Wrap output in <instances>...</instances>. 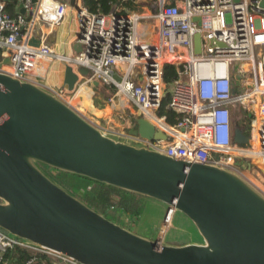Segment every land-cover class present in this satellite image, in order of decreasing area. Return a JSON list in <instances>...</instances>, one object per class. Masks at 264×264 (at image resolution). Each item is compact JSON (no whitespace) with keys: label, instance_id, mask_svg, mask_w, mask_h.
Listing matches in <instances>:
<instances>
[{"label":"built area","instance_id":"2783aa9c","mask_svg":"<svg viewBox=\"0 0 264 264\" xmlns=\"http://www.w3.org/2000/svg\"><path fill=\"white\" fill-rule=\"evenodd\" d=\"M126 1L118 0L110 11L103 12L87 10L81 0H74L79 7L73 3L78 26L74 44L81 48L65 55L54 50L48 36L62 23L68 0H0V63L7 60L1 63L0 72L47 89L72 109L70 100L84 84L97 81L112 86L113 94L127 99L151 126L166 135V140L122 139L118 131L102 133L185 164L222 167L247 181L240 173L253 169V164L238 163L251 159L264 166L261 0H152L147 15L122 9L120 4ZM145 18L151 21L154 35L142 34ZM31 39L37 45L29 44ZM52 61L85 68L88 75L78 76L81 80L72 91L49 87L44 79ZM165 62L173 63L176 71V78L165 86L168 97L164 108L171 112V122L156 113L165 93L161 80ZM233 115L243 134L240 144L232 140ZM248 126L250 136L246 135ZM172 213L170 207L163 215L159 235ZM15 248L45 253L53 257L52 264H78L0 230V264H13L5 254ZM34 259L31 256L22 264H32Z\"/></svg>","mask_w":264,"mask_h":264},{"label":"water","instance_id":"95a60500","mask_svg":"<svg viewBox=\"0 0 264 264\" xmlns=\"http://www.w3.org/2000/svg\"><path fill=\"white\" fill-rule=\"evenodd\" d=\"M194 46L197 53V34ZM62 64V86L72 91L88 70ZM148 126L144 139L166 140ZM45 168L159 201L164 215L170 207L183 214L201 243H165L159 229L155 237L139 235ZM0 230L78 264H264V195L231 170L114 139L47 89L0 72Z\"/></svg>","mask_w":264,"mask_h":264},{"label":"rangeland","instance_id":"374dc122","mask_svg":"<svg viewBox=\"0 0 264 264\" xmlns=\"http://www.w3.org/2000/svg\"><path fill=\"white\" fill-rule=\"evenodd\" d=\"M151 2H152V0H136L133 4V7H131L130 9L133 11H136L138 14L147 15V12L149 11V5L151 4ZM120 7L124 10L127 9V7L124 6L123 4H120ZM143 22H144L145 26H143V28H142V30H143L142 34L151 33L152 35H154L155 33H154L153 28H152L151 21L149 19L145 18L143 20ZM73 28H74L73 25L68 26L67 23H63V25L61 26V29H63L65 33H67V32L72 33ZM70 53H71V51H70ZM100 85L98 88H94V89L92 88L93 92L95 93L94 97L98 100V102L100 101V98H105L109 94H111V90L108 86H104L102 84H100ZM94 97L92 98V100L95 99ZM70 103H71V106L73 108H75V110L77 112H79L82 116H84L88 120L94 122V124H95V121H94L95 115H93L91 113V111L87 110L85 105H83V103H85V102H83L81 104L76 98H73L72 100H70ZM122 109L124 110L125 108H122ZM131 110H134L133 107H131ZM135 113L139 114L136 111H135ZM136 114H134V112H133L131 117L133 119L137 118ZM112 116H114L117 123H120V125H121V126H119V125L113 124L112 126L122 127L124 124L123 120L119 119L118 115L115 112L112 114ZM231 119H232L231 126H232V128L235 127L234 128V139L240 141L243 138V134L240 133V131L236 128V126L238 125V118L236 115H233ZM136 121H137V123H140L138 120H136ZM146 132H148V130H146ZM251 133L252 132H251V130H249V126H248L246 135L250 136ZM248 146H249V143H248ZM245 162H250L251 164H253V169L252 168L251 169L249 168L248 170L242 169L243 173L241 171L240 174L245 176L247 181L252 186H254L260 193H262L264 195V166H263V164L262 163L259 164V163L255 162V160L244 159L243 163H240V164L238 163V166L245 164ZM63 179L68 185L72 184L71 188H72V190H74V192H75L74 194L76 196H79L80 194L84 193V190L77 189L76 185H77L78 181L74 180V178L65 177ZM93 187H94L93 183L85 182V188H90V190H92ZM137 205H139L138 216H137V214H135V215L121 214V213H123L122 211L115 210V209H114V211L108 212L110 214H108L107 216L112 218V220H114L115 222L124 226L125 228H128V229L136 232L139 235H143V236L147 237V236H150V234L152 233L153 234L152 237H155L157 235V231H158L160 224L162 222L163 215H164L165 210H166V205L159 202V201H156V200H153L151 198L144 197V196H143L142 200L137 201ZM168 216H169V214H168ZM168 216L166 219V222L168 224L165 228L164 235L162 237L161 231H160V235H159V237L162 238L161 239L162 242L169 243L172 245H184V244H189V243L199 244V243H201V238L197 234L195 227H193L191 222L183 214L174 210L171 217H168ZM154 231H155V234H154Z\"/></svg>","mask_w":264,"mask_h":264},{"label":"crops","instance_id":"0c3cea01","mask_svg":"<svg viewBox=\"0 0 264 264\" xmlns=\"http://www.w3.org/2000/svg\"><path fill=\"white\" fill-rule=\"evenodd\" d=\"M74 9H75L74 4L70 2V0H68V7L66 10L65 17L62 23L60 24V26L57 27L54 31L55 42L53 40V44H54L53 48L55 51L60 52L65 55H72L74 53L72 51V48L73 46H75L74 39L77 37V34H78L77 19L75 17ZM63 23H67L68 26L73 25L74 27L73 32L65 33L64 30L61 29V26L63 25ZM70 51L71 53L72 52L73 53L71 54ZM72 69L75 71L76 68L72 66ZM62 81H63V64L60 61H52L51 63L48 64V69L45 74L44 83L45 85L49 87H59V86H62ZM100 84L101 83L97 81L91 82L89 84L88 83L84 84V86L79 90L80 93L78 92L79 94L76 95L75 98L81 104L85 102L83 103V105H85L87 110L91 111V113L95 115V118H94L95 124L94 122L88 120L84 116L83 117L87 119V121L92 123L94 126H96L100 131H105L107 133L118 131L121 134L119 137L121 138L123 137L122 139L144 138L145 135H143V132L146 133L147 127L146 129L141 127V125L137 123L136 118L133 119L131 117L133 112L134 114L136 113L134 110H131L132 106L126 99L120 96L114 95L112 93V94H109L105 98H100V101L98 102V100L94 97L95 93L93 92L92 88L93 89L98 88ZM93 97L95 98L94 100H92ZM108 98L110 99L109 103L105 105L104 102L107 101ZM122 108H125V109L123 110ZM113 111L118 115L119 119L123 120L124 124L122 127L112 126L113 124L121 126L120 123H117L115 117L112 116V114L114 113ZM139 133H141L142 136H139ZM113 137L114 136H112V138ZM30 252L39 256V258H41L40 260H37V261L34 259V262L32 264H52L54 262L53 257L45 253H41L35 250H32ZM5 258L9 259L13 264H22L25 261L24 260L22 263H17L15 258L13 257L5 256Z\"/></svg>","mask_w":264,"mask_h":264},{"label":"trees","instance_id":"16d2710c","mask_svg":"<svg viewBox=\"0 0 264 264\" xmlns=\"http://www.w3.org/2000/svg\"><path fill=\"white\" fill-rule=\"evenodd\" d=\"M82 5L87 9V10H93V9H98L103 12H108L111 10V8L116 5L118 0H81ZM124 6L127 7V9H130L133 7V0H127L126 2H122ZM8 10V9H7ZM176 78V71L174 68L173 63L171 62H165L162 65V72H161V80L162 84L164 86H169L170 83ZM108 86V85H104ZM111 90V94L114 93V87L108 86ZM167 93L165 92L161 105L157 109L156 113L158 115H165L166 120L171 122L172 121V114L170 111L165 110L164 106L165 103L167 102ZM46 171L60 184H62L65 188L70 190L71 192L75 193L74 190H72V184L68 185L63 178L65 177H72L74 180L78 181L77 182V189L84 190L83 194H80L78 197L86 203L88 206H90L92 209L95 211L103 214V215H108L111 211L115 210H120L123 213L121 214H132L135 215L139 214V205H137V201H140L143 199V196L123 191L121 189H117L111 186L99 184L96 182H91L85 178L74 176V175H69L67 173L55 171V170H47ZM85 182L93 183L94 187L92 190L90 188H85ZM112 219V218H111ZM156 231V230H155ZM154 231V234H155ZM152 233L150 236L147 237H152ZM164 235V234H163ZM5 256L13 257L15 258L17 263H22L24 260L28 259L31 256H35V260H40L39 256L33 254L30 252L28 249L24 248H15L12 250H8L5 254Z\"/></svg>","mask_w":264,"mask_h":264},{"label":"bare ground","instance_id":"6f19581e","mask_svg":"<svg viewBox=\"0 0 264 264\" xmlns=\"http://www.w3.org/2000/svg\"><path fill=\"white\" fill-rule=\"evenodd\" d=\"M123 98V97H122ZM127 100V99H126ZM136 116L138 117V118H136V120H138L140 123V125H141V127H143V128H145L146 129V127L148 126V122L141 116V115H139V114H136ZM146 133H144L143 132V135H145ZM139 136H142V134L141 133H139ZM166 224H168L167 222H166ZM162 237H163V234H164V229H162Z\"/></svg>","mask_w":264,"mask_h":264},{"label":"flooded vegetation","instance_id":"af4514ba","mask_svg":"<svg viewBox=\"0 0 264 264\" xmlns=\"http://www.w3.org/2000/svg\"><path fill=\"white\" fill-rule=\"evenodd\" d=\"M234 128H235V127H233V128L231 129L232 135L234 134Z\"/></svg>","mask_w":264,"mask_h":264}]
</instances>
